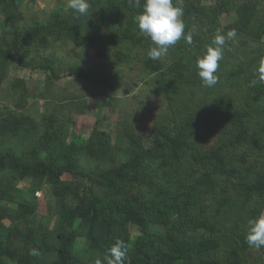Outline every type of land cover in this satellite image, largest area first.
<instances>
[{"label":"trees","instance_id":"obj_1","mask_svg":"<svg viewBox=\"0 0 264 264\" xmlns=\"http://www.w3.org/2000/svg\"><path fill=\"white\" fill-rule=\"evenodd\" d=\"M22 1L0 0V83L13 63L45 71L39 95L50 110L35 121L25 113L33 91L10 78L13 107L0 110V264H95L117 239L131 264H264V248L245 241L248 220L264 213V85L250 86L264 55V0H183L192 44L181 39L158 61L147 58L152 43L134 21L142 8L128 0H89V18L58 6L44 21L5 28ZM218 29L237 37L225 46L218 83L206 88L196 60ZM68 43L83 57L92 52V67L60 59L57 47ZM111 56L118 64L137 60L169 112L147 136L130 123L113 139L95 122L85 144L68 140L72 113L82 114L86 102L53 81L101 86L110 104L121 85ZM194 129L200 141L217 131L222 137L195 151L187 135ZM43 184L51 216L38 213L34 193ZM30 248L40 256H29Z\"/></svg>","mask_w":264,"mask_h":264},{"label":"rangeland","instance_id":"obj_2","mask_svg":"<svg viewBox=\"0 0 264 264\" xmlns=\"http://www.w3.org/2000/svg\"><path fill=\"white\" fill-rule=\"evenodd\" d=\"M205 3L212 2L211 0H203ZM65 7V0H23L15 11L12 22L6 24L5 28L10 29L12 23L22 26H28L36 21H44L47 18L48 11L58 7ZM4 15L0 14V23ZM234 19L233 12L223 15L220 18L221 24H226ZM1 27V26H0ZM76 46V45H75ZM71 43L57 47V55L66 64L78 61L92 67L90 60H93L92 52L86 54L85 57L79 54L80 46L75 47ZM114 68H119V77L121 85L113 87V101L110 104L105 103L109 96L108 91L93 83L83 82L76 77H65L53 81L56 88L64 87L69 91L80 94L85 100V110L82 114L72 113L71 124L68 125V140H77L80 144H85L87 137L93 128L95 122L99 129H104L110 132L114 137L116 131L122 129L125 124H132L140 134H147L153 127L155 119L158 118L161 122L163 117L169 112L165 108V103L161 95L155 91V83L152 76H149L141 69V64L136 61H131L128 64H118L111 56ZM109 70V69H108ZM9 77H21L24 79L26 86L33 91L34 96L30 99V105L25 109V113L29 114L35 121L39 122L40 117L50 107L47 102L40 97V92L44 89L45 71L38 69H24L13 63L9 67ZM7 78L0 83V110L7 106L12 108L13 92L10 90V81ZM135 83V85H133ZM54 87V85H53ZM223 92L226 90H222ZM217 92L211 94L214 97ZM235 102L229 104L230 107L235 106ZM50 110V109H48ZM171 112V111H170ZM188 116V110H182L179 118L174 123H178ZM202 128V127H201ZM118 132V131H117ZM195 129L188 131L187 135L194 141L195 151L203 150L208 147L216 146L222 135L217 131L212 133L205 140L200 141L195 139ZM118 136V135H117ZM147 136V135H146ZM237 151H242L241 146H237ZM236 164L242 167L241 157H235ZM238 159V161H237ZM233 164V163H232ZM236 164H234L236 166ZM29 181H22L19 187L26 189L29 186ZM38 201V213L40 216H51L54 214L52 210L51 191L47 184H43L37 192L34 193ZM16 204V203H13ZM135 233V230H132ZM81 242V241H80Z\"/></svg>","mask_w":264,"mask_h":264},{"label":"clouds","instance_id":"obj_3","mask_svg":"<svg viewBox=\"0 0 264 264\" xmlns=\"http://www.w3.org/2000/svg\"><path fill=\"white\" fill-rule=\"evenodd\" d=\"M130 6L142 11L134 17L139 31L152 43L147 51V58L158 61L166 56L169 48L176 45L181 39L186 44H192V33L185 32L183 17V0H128ZM65 7L80 16H90L89 0H65ZM237 32L230 29L226 33L217 30L211 44L207 46L202 56L197 57V75L202 86L214 87L219 80L216 75L219 61L224 57L225 46L229 41H235ZM230 50V49H229ZM264 85V55L259 58L255 68L254 79L250 86ZM245 241L249 247L264 248V213L249 219L247 222ZM105 261L97 259L95 264H131L128 256L127 245L123 240L117 239L106 249ZM28 255L39 257L37 248H30Z\"/></svg>","mask_w":264,"mask_h":264}]
</instances>
